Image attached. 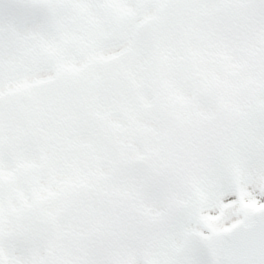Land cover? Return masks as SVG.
Wrapping results in <instances>:
<instances>
[{
  "label": "snow or ice",
  "instance_id": "snow-or-ice-1",
  "mask_svg": "<svg viewBox=\"0 0 264 264\" xmlns=\"http://www.w3.org/2000/svg\"><path fill=\"white\" fill-rule=\"evenodd\" d=\"M0 264H264V0H0Z\"/></svg>",
  "mask_w": 264,
  "mask_h": 264
}]
</instances>
